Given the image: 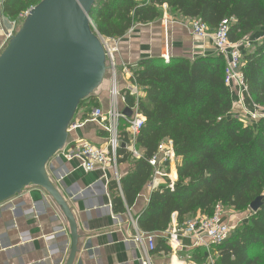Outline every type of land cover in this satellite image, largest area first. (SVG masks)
I'll use <instances>...</instances> for the list:
<instances>
[{
  "label": "trees",
  "instance_id": "16d2710c",
  "mask_svg": "<svg viewBox=\"0 0 264 264\" xmlns=\"http://www.w3.org/2000/svg\"><path fill=\"white\" fill-rule=\"evenodd\" d=\"M40 1L13 0L5 8L16 17ZM164 5L171 12L202 20L213 30L228 19L233 43L264 28V0H100L91 19L103 37L120 38L136 23L159 19ZM242 62L252 101L264 105V35L243 54ZM225 68V58L217 55L192 60L146 58L132 69L145 97L137 102L128 90L123 94L127 107L137 104L145 118L136 141L143 155L131 159L126 148L118 149V161L131 160L132 167L120 180L123 195L116 180L109 184L114 211L125 212V201L132 207L151 180L154 168L149 160L162 140L173 142L178 158V179L173 187L167 177V183L153 190L138 216L145 232L166 231L175 212L179 223L199 212L211 215L218 203L237 211L251 210L250 204L264 193V118L246 124L233 114L234 98L225 81ZM91 98L93 95L84 99L80 107ZM127 126L123 122L119 129L125 143L129 142ZM164 249L171 250L170 246ZM216 250V264H264V204ZM196 251L192 256L203 261V249Z\"/></svg>",
  "mask_w": 264,
  "mask_h": 264
},
{
  "label": "crops",
  "instance_id": "0c3cea01",
  "mask_svg": "<svg viewBox=\"0 0 264 264\" xmlns=\"http://www.w3.org/2000/svg\"><path fill=\"white\" fill-rule=\"evenodd\" d=\"M12 2L13 0H0V54L9 43L7 34L13 29L12 22L16 19L5 8ZM192 20L171 12L164 5L159 19L147 24L136 23L123 37L112 39L117 54L119 95L116 104L120 110L127 108L123 91L128 90L132 82L130 73L141 60L164 57L166 53H169L166 54L169 59L191 60L200 56L219 55L212 39L192 34ZM263 35L264 32L258 31L246 39L253 45ZM249 48H242L243 54ZM107 74L102 85L94 92L93 98L87 100L77 111L75 119L84 123L79 128L69 130L64 150L75 148L86 141L96 147L109 146V134L98 121L91 119L95 107H102L106 112L113 107V81L107 79ZM140 93V97L144 98L145 91L142 87ZM246 96V102L251 108L252 99L249 93ZM238 110L233 103V114L238 115ZM238 117L241 118L239 115ZM123 148H126L131 159L143 155V151L136 144ZM132 149H136L139 156L132 154ZM123 157L121 155L120 159ZM130 161H118L117 166L109 164L104 169L86 172L80 160L69 161L59 153L47 164L51 180L68 202L77 221L79 242L73 264H142L146 242L138 241L137 236L148 232L140 228L138 216L147 207L155 189L149 186V180L130 208L124 198L127 207L125 212L114 211V196L109 190L110 182L117 181V174L121 179L129 172L132 167ZM177 164L178 160H175L164 168L169 174L168 178L174 182L178 179ZM173 170L176 177L172 176ZM160 183V186L166 184L167 177L162 178ZM118 185L123 195L121 183ZM176 223H179L177 212L172 215V223L168 229ZM152 233L156 236V249L151 252V264H179V261L187 264L188 260L189 264H208L204 250L203 262L192 256L196 254L197 248L192 246L190 238H182L184 246L174 252L172 249H164L168 246L161 231ZM71 248L72 234L68 219L45 189L30 185L20 195L0 204V264H66Z\"/></svg>",
  "mask_w": 264,
  "mask_h": 264
},
{
  "label": "water",
  "instance_id": "95a60500",
  "mask_svg": "<svg viewBox=\"0 0 264 264\" xmlns=\"http://www.w3.org/2000/svg\"><path fill=\"white\" fill-rule=\"evenodd\" d=\"M99 2L41 0L0 54V204L30 185L45 189L69 222L66 264H73L78 251V225L47 164L65 149L81 102L107 74L102 35L91 19ZM124 113L132 116L130 108ZM263 204L260 195L250 209Z\"/></svg>",
  "mask_w": 264,
  "mask_h": 264
},
{
  "label": "built area",
  "instance_id": "2783aa9c",
  "mask_svg": "<svg viewBox=\"0 0 264 264\" xmlns=\"http://www.w3.org/2000/svg\"><path fill=\"white\" fill-rule=\"evenodd\" d=\"M35 6L36 5L29 6L16 16V19L12 22L13 29L7 34L8 40L18 31L21 24ZM92 24L95 29L93 21ZM190 30L192 34L197 37L212 39L218 54L225 58V81L233 95V103L239 109L238 115L241 117L240 119L246 124H253L259 119L264 118V105L251 101L250 108L246 102L248 89L244 81L242 70V48L251 47L252 42L246 39L238 43H233L229 38L228 19L223 20L214 30L202 20L193 19L190 23ZM112 39L113 38H105L102 36L106 51L107 73L113 75V107L106 112L102 107L97 106L91 113V119L98 121L109 134V146L107 148L96 147L86 141L80 143L75 148H70L68 150L63 149L59 152L69 161L74 159L80 160L81 166L86 172H91L98 168L104 169L109 164L117 166L118 149L122 144V140L119 136L121 123L126 122L128 125L127 132L129 142H124L126 147L135 146L137 138L145 123V118L138 111L137 104L130 108L132 110V116H127L124 113L125 110H120L117 107L116 98L119 95L117 87V54ZM166 48H168L167 45ZM166 54L164 57L168 60V55ZM130 74L132 82L128 87V91L138 102L141 99V87L134 81L133 73L131 72ZM123 98L125 100L124 94ZM83 123L84 121H78L74 118L69 126V130L79 128ZM131 152L139 156L136 149H132ZM175 160H178V158L175 154L173 142L171 140H162L158 145L157 151L149 160V163L154 168V174L149 183L152 189H156L160 186V180L162 178L169 177L168 172L164 170L165 165ZM116 179L118 183L121 180L118 174ZM173 184L174 181L170 180L171 187H173ZM235 226L236 225H233V223L227 219L225 215V206L218 203L214 208L213 214L197 213L195 216L186 219L183 223H176L172 228L162 231L161 235L174 252L184 246L182 244V238H190L193 247L202 248L207 254L208 264H216V247L231 235ZM137 240L146 242L144 248L145 256L143 257L142 264H151V252L156 249L155 234L142 233L137 236Z\"/></svg>",
  "mask_w": 264,
  "mask_h": 264
},
{
  "label": "rangeland",
  "instance_id": "374dc122",
  "mask_svg": "<svg viewBox=\"0 0 264 264\" xmlns=\"http://www.w3.org/2000/svg\"><path fill=\"white\" fill-rule=\"evenodd\" d=\"M22 25V24H21ZM21 27V26H20ZM19 27V28H20ZM261 33H263L264 31H261V30H259ZM107 79H110L111 81H113L112 79H113V75H111L110 73L109 74H107ZM123 126H125L124 124H123ZM262 195H264V193L262 194ZM252 211L251 210H246V211H237V210H234L233 208H231V207H225V215H226V217H227V219L229 220V221H231L232 223H233V225H241V224H243V223H248L249 222V215H250V213H251ZM235 226V227H236ZM264 255V254H263ZM181 260H183V259H181ZM184 260H187V259H185L184 258ZM183 260V261H184ZM203 262V261H202ZM190 262H189V260H188V263L187 264H189ZM202 264V263H201Z\"/></svg>",
  "mask_w": 264,
  "mask_h": 264
},
{
  "label": "bare ground",
  "instance_id": "6f19581e",
  "mask_svg": "<svg viewBox=\"0 0 264 264\" xmlns=\"http://www.w3.org/2000/svg\"><path fill=\"white\" fill-rule=\"evenodd\" d=\"M172 176L173 177H176V172H175V170H173V172H172ZM179 264H183L181 261H179Z\"/></svg>",
  "mask_w": 264,
  "mask_h": 264
}]
</instances>
